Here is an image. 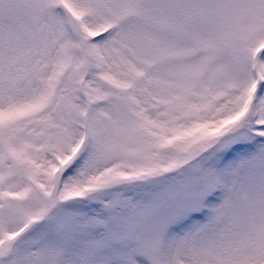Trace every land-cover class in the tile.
Returning <instances> with one entry per match:
<instances>
[{"label":"snow or ice","instance_id":"6c2138e0","mask_svg":"<svg viewBox=\"0 0 264 264\" xmlns=\"http://www.w3.org/2000/svg\"><path fill=\"white\" fill-rule=\"evenodd\" d=\"M0 264H264V0H0Z\"/></svg>","mask_w":264,"mask_h":264}]
</instances>
